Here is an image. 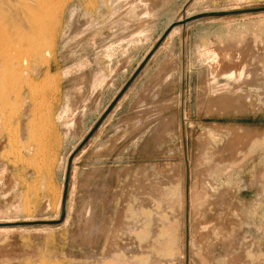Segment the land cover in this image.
Listing matches in <instances>:
<instances>
[{
  "label": "rangeland",
  "instance_id": "rangeland-1",
  "mask_svg": "<svg viewBox=\"0 0 264 264\" xmlns=\"http://www.w3.org/2000/svg\"><path fill=\"white\" fill-rule=\"evenodd\" d=\"M21 2L0 7V264H264V0ZM213 10L235 14L156 52L131 97L144 114L77 151L167 27ZM26 12L41 55L16 48ZM75 151L64 220L39 223L60 219ZM170 197L177 240L159 250L151 202Z\"/></svg>",
  "mask_w": 264,
  "mask_h": 264
},
{
  "label": "bare ground",
  "instance_id": "bare-ground-1",
  "mask_svg": "<svg viewBox=\"0 0 264 264\" xmlns=\"http://www.w3.org/2000/svg\"><path fill=\"white\" fill-rule=\"evenodd\" d=\"M22 0H0V7L2 6H8V7H13V8H17L18 9V7H17V4H20V3H22L21 2ZM26 1V0H25ZM53 1V0H52ZM48 2H49V0H36V4H37V6L39 7L38 9H41V11H42V9L45 7V5H47L48 4ZM21 5V4H20ZM31 5V4H30ZM16 6V7H15ZM28 6H29V4H28ZM32 6H34V5H32ZM1 7V8H2ZM7 7V8H8ZM20 7V6H19ZM30 8V7H29ZM35 8H37V7H35ZM21 9V8H20ZM12 10V9H11ZM24 10V9H23ZM14 11H15V9H14ZM28 11V10H27ZM33 11V13L35 12L34 10H32ZM38 11H40V10H38ZM203 11V10H202ZM214 11V10H213ZM218 11V10H217ZM23 12V11H22ZM25 12V11H24ZM200 12V11H199ZM220 12V11H219ZM17 13V12H16ZM191 13V12H190ZM201 13H206V11L205 12H201ZM23 15H27L26 16V18L24 17V19H22V21H21V26L19 25L20 23H18V25H19V27H21V28H18V27H16V30H18L17 31V39H18V41H17V43L15 42V45H17L16 46V48L17 47H19V49L20 50H24L23 51V53L25 52L26 54H29V55H31V56H37V55H41V48H40V46H39V44H38V40H39V38L42 36V35H44L45 33L44 32H42L41 31V28H40V25L39 24H37V23H35L33 20H32V18H30L29 16H30V14H28L27 12L26 13H22ZM21 14V15H22ZM199 14V13H198ZM189 15V14H188ZM195 15V14H194ZM197 15V14H196ZM191 16H193V14H191V15H189V16H187V17H191ZM19 21V20H18ZM39 22V21H38ZM15 24V23H14ZM17 25V24H16ZM17 25V26H18ZM4 26V25H3ZM15 27V26H14ZM3 28V27H2ZM6 29V28H5ZM13 29V28H12ZM8 30V29H7ZM178 30H179V28H173V30L169 33V35L167 36V38H166V40L165 41H168L174 34H177V32H178ZM6 31V30H5ZM45 31V30H44ZM3 33V32H2ZM46 33H49L48 32V29H47V32ZM5 35V34H4ZM8 39V38H7ZM16 39V40H17ZM41 39V38H40ZM2 40V39H1ZM6 41V40H5ZM9 41V40H8ZM7 41V42H8ZM9 43H11V42H9ZM2 44V43H1ZM14 45V44H13ZM12 45V46H13ZM8 49V48H7ZM14 49H15V47H14ZM18 49V50H19ZM1 50V49H0ZM3 50V49H2ZM6 50V49H5ZM20 50L18 51V52H20ZM16 50H14V52H15ZM21 51V52H22ZM8 52V51H7ZM11 53V52H10ZM16 53V52H15ZM22 53V54H23ZM209 53V52H208ZM14 54V53H13ZM17 55H18V53H17ZM20 55V54H19ZM18 55V56H19ZM213 56V55H212ZM20 58V57H19ZM25 59V62H27V59L26 58H24ZM20 63H22V61L20 62ZM243 73V72H242ZM230 75V74H229ZM231 76V75H230ZM63 193V192H62ZM169 193V192H168ZM193 194H194V192H193ZM203 195V194H202ZM194 197V196H193ZM192 197V198H193ZM198 197V196H197ZM169 198V197H168ZM168 198H161V199H158V200H156V199H154V200H152V205H154L153 207L155 208L154 209V216L156 217V222H157V224H158V228H160L158 231H159V233H163L164 234V236H166L168 239L167 240H165L164 239V241H162V242H157V243H159V246H160V249L159 250H161L162 248H164V249H166V250H168V249H170L171 250V248H172V246H173V244L175 243L174 241L175 240H177L176 239V235H177V231H178V228H179V226H178V221H177V219H176V216L173 214V209L174 208H172V205L174 204L173 202H174V200L170 197V199H168ZM191 198V199H192ZM194 199V198H193ZM204 199V198H203ZM179 200V199H178ZM182 200V199H181ZM171 201H173V202H171ZM192 201V200H191ZM194 201H196V199L195 200H193V204L192 205H194ZM173 203V204H172ZM176 206V205H175ZM174 206V207H175ZM180 207H182V206H180ZM194 207V206H193ZM195 208V207H194ZM182 209V208H181ZM184 209V208H183ZM179 210V209H178ZM181 211V210H180ZM180 211H177V212H180ZM176 212V213H177ZM145 213V212H144ZM175 213V212H174ZM181 213V212H180ZM146 214V213H145ZM182 215H183V213H181ZM178 215H180V214H178ZM182 218H183V216L181 217V220H182ZM42 222V221H41ZM6 223H9V222H6ZM5 233V232H4ZM163 234H159L158 236L156 235V239L154 240V241H158V239H162V238H165V237H162L163 236ZM160 237V238H159ZM184 238V237H183ZM181 242V245L179 244V250L177 251V255H178V257H180V256H182V250H183V248H181V247H183V239H181L180 240ZM174 242V243H173ZM185 242V241H184ZM157 243H155L154 242V245L155 244H157ZM177 243H179V242H176V244ZM253 243V242H252ZM177 246H178V244H177ZM176 246V247H177ZM158 247V246H157ZM159 248V247H158ZM173 251V250H172ZM166 252V251H165ZM174 252V251H173ZM169 253H171V251L169 252ZM170 255V254H169ZM166 256V255H165ZM174 257V256H173ZM233 257H235V258H237V259H239L238 258V254H236V255H233ZM240 257V256H239ZM181 258V257H180ZM183 258V257H182ZM122 259V258H121ZM118 260H119V258H118ZM137 260V259H136ZM170 260V259H169ZM235 260V259H234ZM238 261V260H237ZM121 262V261H120ZM123 263V262H122ZM135 263V262H134ZM119 264V263H118Z\"/></svg>",
  "mask_w": 264,
  "mask_h": 264
},
{
  "label": "water",
  "instance_id": "water-1",
  "mask_svg": "<svg viewBox=\"0 0 264 264\" xmlns=\"http://www.w3.org/2000/svg\"><path fill=\"white\" fill-rule=\"evenodd\" d=\"M259 10H264V9H259ZM235 14V12H218V11H211V12H206V13H199L197 15H193L191 17H187L184 20L177 21L176 23H171L165 32L162 34V36L158 39L156 44L153 46V48L147 53L143 61L140 63V65L136 68L130 79L126 82L118 96L114 99V101L111 103V105L108 107V109L104 112L102 117L99 119V121L96 123V125L90 130L86 138L82 141L80 147L77 149V151L85 145V143L92 137V135L96 132V130L99 128V126L102 124L103 120L105 117L109 114V112L112 110L114 105L117 103V101L121 98V96L124 94V92L129 88V86L133 83V81L136 79V77L139 75V73L142 71L144 66L147 64V62L151 59V57L155 54V52L161 47V45L165 42L167 36L169 33L173 30V28L177 26H182L185 25L191 21L198 20L201 18L205 17H221V16H228ZM75 151L69 156L68 162H67V169H66V175H65V180H64V186H63V196H62V201H63V208L61 211V217L59 220L56 221H45V222H39L43 223L46 225H59L63 220L65 216V202L67 198V193H68V186H69V178H70V170H71V164H72V159L74 155L77 153Z\"/></svg>",
  "mask_w": 264,
  "mask_h": 264
},
{
  "label": "crops",
  "instance_id": "crops-1",
  "mask_svg": "<svg viewBox=\"0 0 264 264\" xmlns=\"http://www.w3.org/2000/svg\"><path fill=\"white\" fill-rule=\"evenodd\" d=\"M156 52H155V54H156ZM155 54L147 62V64L144 66V68L139 73V75L136 77V79L133 81V83L124 92V94L117 101V103L114 105V107L109 112V114L105 117V119L103 120L102 124L96 130V132H95L96 134H99L100 132L109 130L112 126H114L118 122L123 121V116H125V115H134V117H138L140 115V113L141 114H144V112H145L144 105L135 104V103L133 104V101L131 100V97L137 92L138 88H140L142 86V84H144L146 82L147 77L152 72V70L154 68V65H155V62H156L157 58H159V54L160 53H158V55H156V57H155ZM145 56H144V58H145ZM143 59H142V61H143ZM136 68H135V70H136ZM134 71L132 72V74L134 73ZM132 74L124 82V84L122 85L121 89L118 91V93L114 96V98L108 104L107 108L103 111V113L101 114L100 118L102 117V115L104 114V112L108 109V107L111 105V103L114 101V99L118 96V94L120 93V91L122 90V88L124 87V85L126 84V82L130 79V77L132 76ZM99 119L96 120V123L99 121ZM119 129H121V128H119ZM144 137H145V132H143V134H142V138L143 139H144ZM136 139H137V142H139L140 136L137 135Z\"/></svg>",
  "mask_w": 264,
  "mask_h": 264
}]
</instances>
